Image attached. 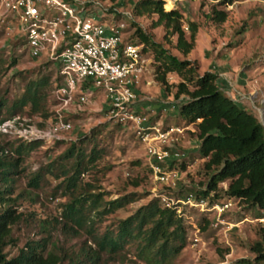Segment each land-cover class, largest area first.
I'll return each instance as SVG.
<instances>
[{
  "label": "rangeland",
  "instance_id": "1",
  "mask_svg": "<svg viewBox=\"0 0 264 264\" xmlns=\"http://www.w3.org/2000/svg\"><path fill=\"white\" fill-rule=\"evenodd\" d=\"M96 1L99 4L93 3L90 6L96 13L94 20H103L108 25L125 22L128 40L134 35L133 21L138 22L174 54L197 61L200 72H218V83L226 93L254 112L264 123V0H234L232 3L219 0H174V6L173 1L168 0L166 9L173 6L182 11V22L188 37L192 29L191 23L196 24V39L188 53H183L177 47L178 34L167 32L164 24L154 26L157 14L137 15L134 12L138 0ZM214 7L227 11L225 20L212 19L210 15ZM8 24L3 8L0 7V98L5 97L7 105L11 106L22 97L30 79L48 73L55 79L58 68L52 60L45 57L29 56L25 36H20L17 29L9 28ZM146 56L151 62L139 90L141 109L150 115L153 122L188 126L179 140V148L184 156L174 161L175 167L180 171L177 184L175 187L158 186L177 200L190 191L196 192L197 189L206 187L210 179V173L205 168L207 158L200 154L201 142L195 124L187 125L179 119V105L185 94L180 98L175 97V83L182 77L176 72H170L168 77L172 83L171 91H165L164 86L156 79L153 53L148 51ZM45 91V108L52 111L60 109V104L55 102L53 86L48 84ZM105 100V93L98 91L88 102L70 106L65 114L70 117L72 127L61 133L64 141H45L24 151L23 160L16 168V173L12 174V189L5 192L7 200H2L0 195V210L13 205L22 214L12 225L10 242L5 246L9 256L18 254L28 242L43 239L47 242L46 249L53 248L62 254L60 264H70L72 257L81 254L83 247L94 245L93 235L89 232L90 225L95 235L110 229L116 231L122 219L154 197L156 183L151 175L144 144L131 125L119 124L105 115ZM5 107L2 109L3 115ZM30 107L27 104L20 112L32 113ZM33 114L34 120L42 119L40 112ZM22 117L29 116L24 114ZM95 128H100L97 135L81 142V138ZM14 137L10 136L12 139ZM74 140L81 143L88 154L95 144L100 148L94 165L85 167L78 179L79 190L87 187L91 189L88 185L91 183L95 187L92 191H104L106 199L132 191L139 193L136 200L112 212L102 215L93 212L92 224L78 228V232L70 227L71 224L64 225V203L71 197L64 185H61L64 176H56L47 167L55 161V169L58 171L61 153ZM15 155L18 153L15 152L13 156L16 157ZM37 173H40L39 180L37 184H33L31 181ZM135 180L140 183L135 185ZM228 184L229 180L219 183L218 198H209L211 203L228 198L233 200V204L222 215V223L216 224L215 210L203 211L197 206L181 204L180 211L187 226V244L174 264H235L242 258L250 259L253 264H264V260L256 259L257 253L252 249V245L262 239L263 223L257 218L259 208L239 197L227 195L225 189ZM2 187L5 189L10 186L3 183ZM204 217L209 219L208 224L203 220ZM139 246L137 242L128 243L115 258L104 252L101 264H147L136 257Z\"/></svg>",
  "mask_w": 264,
  "mask_h": 264
},
{
  "label": "trees",
  "instance_id": "2",
  "mask_svg": "<svg viewBox=\"0 0 264 264\" xmlns=\"http://www.w3.org/2000/svg\"><path fill=\"white\" fill-rule=\"evenodd\" d=\"M232 3L234 0H219ZM166 2V3H165ZM93 1L87 5L92 6ZM165 5V6H164ZM168 8V0H138L134 6L137 15L157 14L154 26L164 24L167 32L178 34L177 47L188 53L194 46L196 39V24L192 22L189 37L186 34L182 18L183 13L178 8ZM215 21H223L227 11L214 7L210 15ZM135 31L133 38L144 43L143 51L153 53L156 62V79L164 86L165 91H171L168 74L176 72L182 79L175 83V97L185 94L179 105V119L185 124H195L200 139V154L205 160V168L210 173V179L204 188L195 192L199 196L211 199L219 196V183L229 180L225 193L230 197H239L253 207H258L257 218L264 215V123L247 107L241 105L219 85V74L213 70L199 71V63L195 60L181 58L174 54L164 43L157 41L150 32L146 31L138 22L133 21ZM136 38V39H134ZM15 61V56L13 58ZM51 73L32 78L28 81L22 97L13 105H7L5 97L0 98V124L16 115L28 114L31 121H35L33 113L40 112V125L51 117L57 118L56 110L45 108L43 99L46 97L45 88L53 86ZM56 102V100H55ZM31 105L32 113H22L23 107ZM6 106V107H5ZM5 107V114L2 109ZM4 111V110H3ZM23 118V117H22ZM71 120L70 117H65ZM119 123V122H118ZM121 124V123H119ZM100 128L93 129L81 138L91 140ZM10 134L0 130V195L7 200L5 192L12 189L14 173L23 160L25 150L29 151L36 145L45 142L44 139L24 140L20 137L10 138ZM64 141L57 138L55 142ZM17 152L18 155L13 156ZM100 148L95 144L88 154L85 147L78 141L71 144L61 153V166L58 171L56 162L47 167L56 176L63 177L61 185L71 195L64 203V225L71 224L75 232L78 228L94 221L93 212L102 215L112 212L139 197L137 191H132L116 198L106 199L105 192L92 191L91 187L81 189L78 179L87 166H93L99 157ZM183 166L184 162H183ZM13 174V175H12ZM40 173L32 179L37 184ZM10 187L3 189L2 184ZM140 182L134 181L135 185ZM60 185V186H61ZM212 192L214 194L212 195ZM13 205L0 210V264H60L63 256L56 249H46V240L30 241L23 246L19 253L9 256L5 246L10 242L12 225L21 218ZM206 224L210 221L203 219ZM263 223V222H262ZM262 239L252 245L257 253L256 259L264 260V223L262 225ZM89 232L93 235V244L82 248L81 254L72 257L70 264H101L104 252L115 258L116 254L128 243L137 242L139 246L136 257L147 264H174V260L187 244V226L183 214L177 211L176 204L166 206L161 198L154 196L148 203L140 206L134 213L122 219L116 231L110 229L103 234L95 235L91 225ZM235 264H253L248 258L239 259Z\"/></svg>",
  "mask_w": 264,
  "mask_h": 264
},
{
  "label": "built area",
  "instance_id": "3",
  "mask_svg": "<svg viewBox=\"0 0 264 264\" xmlns=\"http://www.w3.org/2000/svg\"><path fill=\"white\" fill-rule=\"evenodd\" d=\"M96 0H0L9 28L24 35L29 56L45 57L57 66L54 92L60 104L57 118H49L44 125L30 118L16 115L0 124V130L24 140L61 138L72 127L67 120L70 106H78L92 99L98 91L106 95L105 115L121 124H129L144 144L151 175L156 183L153 194L166 206L181 204L215 210L216 224L233 204L232 199L210 202L208 197L193 191L175 200L159 189V184H177L180 171L174 161L181 159V133L188 126L164 125L153 122L140 106V86L150 58L143 51L144 43L126 39V23L111 25L94 20L96 13L87 5ZM62 109V110H61ZM65 114V115H64ZM264 223V215L258 218ZM199 239V237H196Z\"/></svg>",
  "mask_w": 264,
  "mask_h": 264
},
{
  "label": "crops",
  "instance_id": "4",
  "mask_svg": "<svg viewBox=\"0 0 264 264\" xmlns=\"http://www.w3.org/2000/svg\"><path fill=\"white\" fill-rule=\"evenodd\" d=\"M165 1H166V0H165ZM172 1H173V6H174V0H172ZM165 3H166V2H165ZM173 6H172V8H175V7H173Z\"/></svg>",
  "mask_w": 264,
  "mask_h": 264
}]
</instances>
